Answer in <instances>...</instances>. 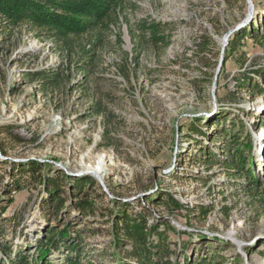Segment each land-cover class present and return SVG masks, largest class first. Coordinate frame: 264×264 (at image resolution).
I'll list each match as a JSON object with an SVG mask.
<instances>
[{
	"label": "rangeland",
	"instance_id": "374dc122",
	"mask_svg": "<svg viewBox=\"0 0 264 264\" xmlns=\"http://www.w3.org/2000/svg\"><path fill=\"white\" fill-rule=\"evenodd\" d=\"M124 5L130 23H158L167 45H144L135 57L120 18L121 42L109 36L87 83L68 70L47 92L33 79L61 62L57 47L42 31L0 22V244L11 255L26 249L36 264L46 231L65 228L80 264H135L127 246L113 245V222L145 211L149 222L188 232L168 233L176 264H264V40L246 28L264 19V0ZM241 29L248 34L229 51ZM247 135L253 165L246 155L245 166L257 185L228 166L232 140ZM32 161L40 165L34 172ZM84 176L76 187L73 178ZM166 196L184 208L167 210ZM76 199L91 209L78 211ZM198 205L206 216L192 212ZM67 252L75 255L60 246L48 257L58 262ZM0 259L9 263L1 250Z\"/></svg>",
	"mask_w": 264,
	"mask_h": 264
},
{
	"label": "trees",
	"instance_id": "16d2710c",
	"mask_svg": "<svg viewBox=\"0 0 264 264\" xmlns=\"http://www.w3.org/2000/svg\"><path fill=\"white\" fill-rule=\"evenodd\" d=\"M124 4L125 0H0V22L9 29L25 26L28 30L42 31L57 47L61 62L57 66L39 70L33 79L39 80L41 91L47 92L51 88H59L68 80V73L66 72L68 70L81 73L85 84L87 83V78L93 76L98 70L101 62L100 51L108 42L109 36H115V44L119 45L121 42V32L118 25L120 18L124 20L126 25L133 44V51L136 53L135 57L144 45L156 47L163 42V36L159 34L160 25L158 23L147 22L145 19H140L134 24L130 23L123 13ZM263 25L264 19L261 23L249 24L246 27L249 31L241 29L230 40L227 49L230 51V48H234L236 41L248 33L254 39L264 40V30L259 33V29L263 28ZM115 26H118L119 29L116 32L113 30ZM166 45L167 43L164 41L161 46ZM251 72L262 75L261 70L254 69ZM242 82H244L243 79ZM238 84L240 83L238 82ZM94 114H101V110L95 108ZM232 141L233 144L238 145L236 148L228 149L230 155L229 168L237 169L240 167L241 170L245 171L244 176L249 180L248 183L257 185L251 167L245 166L246 155L249 156L251 165H253V140L251 136L247 135L241 143L236 137ZM48 165L51 166V164ZM39 166L38 162L32 161L27 170L34 172ZM65 177L68 176L65 175ZM73 179L77 187L87 182L89 177ZM262 198L264 202V192ZM110 202L116 205L120 201L111 200ZM163 203L167 210L184 208L178 200L171 196H166ZM71 205L83 212L91 209L92 202L87 199H76L71 201ZM194 208L191 209L192 212H197L200 217H204L208 213V210H202L203 207L200 205L194 206ZM115 218L112 234L113 245L115 247L127 246L128 249L125 253L135 261V264H176L175 259H172L174 251L171 249V241L167 239L168 233L187 234L188 232L179 231L167 222L163 225L156 220L149 222V213L145 211L138 212L132 217L124 214ZM46 233L48 235L44 238L43 244L38 245L39 253L38 259L35 261L36 264H80L79 248L75 244L69 245L68 241L72 238L67 229L54 228L47 230ZM60 246H66L68 251L74 252L75 255L72 257L67 252L62 260L58 259V262H53L48 257L50 251L52 249L58 250ZM0 250L8 257V264H31L26 249H18L11 255L9 249L6 251V247L3 248L0 244ZM123 260L120 258L119 264H127ZM199 264L212 263L203 260Z\"/></svg>",
	"mask_w": 264,
	"mask_h": 264
},
{
	"label": "water",
	"instance_id": "95a60500",
	"mask_svg": "<svg viewBox=\"0 0 264 264\" xmlns=\"http://www.w3.org/2000/svg\"><path fill=\"white\" fill-rule=\"evenodd\" d=\"M249 3V2H248ZM248 14H247V18L250 17L251 15V9H250V4L248 5ZM228 36V34L224 37V42L226 41V37ZM221 61V60H220ZM218 71H219V64L217 65L216 69H215V72H214V75H213V84H212V88H214V85H215V82H216V78H217V75H218ZM99 181L101 183V185L103 186V183H102V180L101 178H99Z\"/></svg>",
	"mask_w": 264,
	"mask_h": 264
},
{
	"label": "bare ground",
	"instance_id": "6f19581e",
	"mask_svg": "<svg viewBox=\"0 0 264 264\" xmlns=\"http://www.w3.org/2000/svg\"><path fill=\"white\" fill-rule=\"evenodd\" d=\"M93 171H94L95 174H97L101 178L102 174H100L101 172H99V169H97V168L95 169L94 168Z\"/></svg>",
	"mask_w": 264,
	"mask_h": 264
}]
</instances>
